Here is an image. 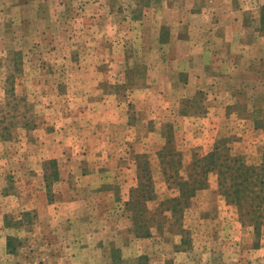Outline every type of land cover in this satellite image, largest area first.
Masks as SVG:
<instances>
[{
	"label": "rangeland",
	"instance_id": "rangeland-1",
	"mask_svg": "<svg viewBox=\"0 0 264 264\" xmlns=\"http://www.w3.org/2000/svg\"><path fill=\"white\" fill-rule=\"evenodd\" d=\"M263 5L264 0H0V264H55V234L38 223L36 209H23L55 200L62 186L55 183L59 168L67 173L71 163L67 183L74 201L101 199L97 189L121 199V189L146 180L137 156L147 161L154 195L143 202L145 217L155 222V240L140 243L141 254L156 264H253L248 256L260 239L264 244V224L256 229L240 219L215 172L177 212L165 199L180 192L167 174L187 178L192 161L216 144L247 164L262 161ZM221 8L236 15L234 46L229 57L215 50L209 63L231 81L212 78L200 89L195 82L184 87L185 66L173 62L177 50L157 37L169 40L184 31L211 40L212 30L199 33L196 21L207 29L226 18L212 16ZM244 39L251 48L239 45ZM40 169L42 182L29 178ZM142 256H128L126 264L142 263ZM78 258L75 264L85 263ZM89 261L103 264L99 255Z\"/></svg>",
	"mask_w": 264,
	"mask_h": 264
},
{
	"label": "crops",
	"instance_id": "crops-1",
	"mask_svg": "<svg viewBox=\"0 0 264 264\" xmlns=\"http://www.w3.org/2000/svg\"><path fill=\"white\" fill-rule=\"evenodd\" d=\"M214 9L216 10L217 8ZM224 11L226 12L225 14L221 8L212 14V16L216 14L226 18L222 21H219V18H217L218 21L211 23L207 29H205L207 26L200 29V21H196L198 23V27L196 28L199 33L203 34L202 31L212 30L209 31L212 34L211 40L208 38V35L204 37L199 35V39H193L184 31H181L179 35L169 40H159V37H157L158 41L163 42V46L177 50L176 59L173 62L180 65L182 62L185 66L181 70L185 73L186 78L184 87L195 82L197 84L196 89H200L204 82L208 84L212 78L219 81H231L230 76L225 78V72L217 69V67L220 68L219 66L215 67L212 66L211 62L209 63V59H214V54L217 55L215 50L218 48L224 49V52H227L229 57L230 49L234 46L232 44V36L234 27L237 26L235 25L236 15H234V12ZM201 15L205 14L201 12ZM242 28L246 30L247 27L242 26ZM189 29H192V26ZM245 39L240 40L239 45L251 48L253 43H248ZM151 46H156L154 41ZM221 55L224 56V53ZM210 115L211 113L208 112L207 118ZM186 117L188 116H184V118ZM189 119L200 121L199 117L193 118L189 116ZM52 157L59 164V155L55 154ZM65 166L68 170L67 173L60 168L57 172L58 179L55 183H59V186L62 183V186L61 189L58 188L55 200L52 203L32 204L30 207L25 205V209H23L24 211L36 209V220L38 223L50 227L49 229L55 234V264H75L78 257L83 258L84 264H92V261H89L92 255H99L101 261L103 260V264H126L128 256L133 257L135 255L136 258H139L142 255H146L142 256L144 261L142 263L139 262V264H156L157 262L150 261L148 254H141L139 248L140 243L152 244L155 240L154 233L151 232V235L147 237H139L131 230L132 221L125 211V202L129 198L130 187L125 190L121 189L122 200L118 197L115 198L114 193L109 191V189L105 191L97 189V192L102 197L101 199L97 198L98 200L93 203H89L88 198L83 199V201H74L71 197L74 187H71L67 183L71 180V170L69 169L71 163ZM40 171L41 173L37 172L36 174L33 173L32 176L29 175V178L36 176L42 182L43 173L41 169ZM97 173L99 172L97 171ZM91 176H95V174L92 173ZM111 201L114 202L110 204ZM113 212L116 213L115 216H118L114 222L112 221ZM117 212L119 215H117ZM19 219H21V216H19ZM260 242L261 244L259 246L256 245L251 250V255L248 256L252 259L253 264L264 263V244L262 239H260ZM92 250L94 251L93 253Z\"/></svg>",
	"mask_w": 264,
	"mask_h": 264
},
{
	"label": "trees",
	"instance_id": "trees-1",
	"mask_svg": "<svg viewBox=\"0 0 264 264\" xmlns=\"http://www.w3.org/2000/svg\"><path fill=\"white\" fill-rule=\"evenodd\" d=\"M261 25L260 30L264 31V5L261 8ZM3 129H8L3 127ZM168 135V134H166ZM166 144L171 145L170 136H167ZM216 144L213 151L203 158L194 159L190 166V172L187 178L167 174V181L176 179L175 183L179 186L180 192L178 197H169L165 199L170 203L172 211L177 212L178 207H186L190 198L195 191L206 187L207 176L210 172H215L218 178L220 191L230 204H234L239 210L240 219L248 220L256 229L264 224V156L260 164H247L243 156L233 155L228 147L220 148ZM160 154V153H159ZM173 153H169L168 155ZM166 155V154H165ZM162 156V154L160 155ZM165 157V156H164ZM141 177H146L144 182L130 190V198L125 202V209L131 212L132 231L139 237L151 235V225L155 224L152 217H145V200L154 197L151 181V172L147 167L146 160L137 156ZM142 165V166H141ZM166 172V168L164 169ZM56 175V174H55ZM138 198L141 201H138ZM159 225V224H157ZM12 238L8 239V247L13 250ZM185 242V240H182ZM160 264H166L160 263Z\"/></svg>",
	"mask_w": 264,
	"mask_h": 264
}]
</instances>
